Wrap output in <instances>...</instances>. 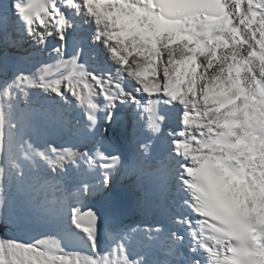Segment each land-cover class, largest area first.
Instances as JSON below:
<instances>
[{
  "label": "snow or ice",
  "instance_id": "obj_1",
  "mask_svg": "<svg viewBox=\"0 0 264 264\" xmlns=\"http://www.w3.org/2000/svg\"><path fill=\"white\" fill-rule=\"evenodd\" d=\"M0 228V264H264V0H0Z\"/></svg>",
  "mask_w": 264,
  "mask_h": 264
},
{
  "label": "bare ground",
  "instance_id": "obj_2",
  "mask_svg": "<svg viewBox=\"0 0 264 264\" xmlns=\"http://www.w3.org/2000/svg\"><path fill=\"white\" fill-rule=\"evenodd\" d=\"M46 55L45 54V58H46ZM55 71V70H53ZM128 221H126L127 223L131 224L132 226H141V227H144L146 225H150L151 221L150 219H153V214L152 213H142V212H133L130 214V216L128 217ZM101 231H102V235L104 236V242L105 244H107L108 242V239H107V230H106V226L104 224H102L101 226ZM73 248L75 249H79V245L77 244H70Z\"/></svg>",
  "mask_w": 264,
  "mask_h": 264
},
{
  "label": "rangeland",
  "instance_id": "obj_3",
  "mask_svg": "<svg viewBox=\"0 0 264 264\" xmlns=\"http://www.w3.org/2000/svg\"><path fill=\"white\" fill-rule=\"evenodd\" d=\"M28 234H32V232H29ZM20 238H21V237H20ZM37 238H39V236H38ZM21 239H22V238H21ZM68 247L71 248V249H73L70 245H68ZM78 248H80V246H79Z\"/></svg>",
  "mask_w": 264,
  "mask_h": 264
},
{
  "label": "trees",
  "instance_id": "obj_4",
  "mask_svg": "<svg viewBox=\"0 0 264 264\" xmlns=\"http://www.w3.org/2000/svg\"><path fill=\"white\" fill-rule=\"evenodd\" d=\"M6 230H0V235H2V234H4V232H5ZM7 234H9V232H7Z\"/></svg>",
  "mask_w": 264,
  "mask_h": 264
}]
</instances>
